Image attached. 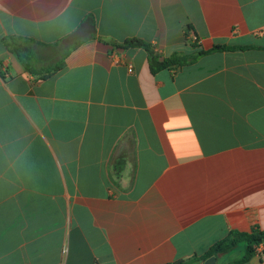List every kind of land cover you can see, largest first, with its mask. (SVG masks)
Instances as JSON below:
<instances>
[{"label":"crops","instance_id":"obj_1","mask_svg":"<svg viewBox=\"0 0 264 264\" xmlns=\"http://www.w3.org/2000/svg\"><path fill=\"white\" fill-rule=\"evenodd\" d=\"M255 229L264 0H0V264H204Z\"/></svg>","mask_w":264,"mask_h":264},{"label":"trees","instance_id":"obj_2","mask_svg":"<svg viewBox=\"0 0 264 264\" xmlns=\"http://www.w3.org/2000/svg\"><path fill=\"white\" fill-rule=\"evenodd\" d=\"M124 47H133V48H142L148 52L150 66L153 73H156L160 70L166 69L171 65L181 66L187 63L186 59L174 57L168 60L160 61L159 56L156 55L152 49V47L145 42L138 39H130L126 41L123 45ZM10 49L14 54L18 56L22 64L26 69H29V62L32 59V50L31 47L27 44H22L21 39H12L10 45ZM238 48H230V47H214L210 51L201 52L199 55H206L218 51L224 50H233ZM195 59V58H194ZM193 61V60H192ZM264 240V232L259 231L258 229L253 230L251 233H236L230 232L229 235L214 244L210 249L201 256L202 261H206L212 257L219 258L220 256L227 255L234 251L238 245L242 242L246 244V256L236 262L235 264H244L247 263L256 253V248L262 245V241ZM177 264H191V263H177Z\"/></svg>","mask_w":264,"mask_h":264},{"label":"water","instance_id":"obj_3","mask_svg":"<svg viewBox=\"0 0 264 264\" xmlns=\"http://www.w3.org/2000/svg\"><path fill=\"white\" fill-rule=\"evenodd\" d=\"M262 243L264 244V240L262 241ZM217 260H218L217 257H212L206 260L204 264H217Z\"/></svg>","mask_w":264,"mask_h":264},{"label":"built area","instance_id":"obj_4","mask_svg":"<svg viewBox=\"0 0 264 264\" xmlns=\"http://www.w3.org/2000/svg\"><path fill=\"white\" fill-rule=\"evenodd\" d=\"M193 40V42H197V38L195 37L194 39H192ZM133 71V69L131 68L130 69V72H132ZM261 247V245L260 246H258L257 248H256V251L257 252H259V248Z\"/></svg>","mask_w":264,"mask_h":264},{"label":"rangeland","instance_id":"obj_5","mask_svg":"<svg viewBox=\"0 0 264 264\" xmlns=\"http://www.w3.org/2000/svg\"><path fill=\"white\" fill-rule=\"evenodd\" d=\"M242 246H246V244L244 242L240 243Z\"/></svg>","mask_w":264,"mask_h":264}]
</instances>
